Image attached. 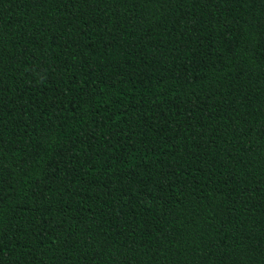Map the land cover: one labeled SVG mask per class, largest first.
<instances>
[{
  "label": "trees",
  "instance_id": "trees-1",
  "mask_svg": "<svg viewBox=\"0 0 264 264\" xmlns=\"http://www.w3.org/2000/svg\"><path fill=\"white\" fill-rule=\"evenodd\" d=\"M0 264H264V0H0Z\"/></svg>",
  "mask_w": 264,
  "mask_h": 264
}]
</instances>
